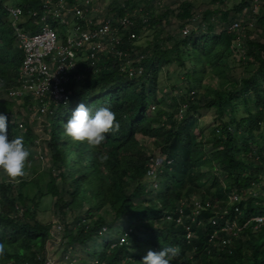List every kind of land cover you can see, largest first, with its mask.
Segmentation results:
<instances>
[{
  "label": "trees",
  "instance_id": "trees-1",
  "mask_svg": "<svg viewBox=\"0 0 264 264\" xmlns=\"http://www.w3.org/2000/svg\"><path fill=\"white\" fill-rule=\"evenodd\" d=\"M41 2L21 0L23 14L29 9L39 11ZM2 5L0 2L3 93L16 84L22 56L13 47L8 15ZM136 6L134 0H124L122 7L115 4L114 10L121 18ZM170 13L180 22V33L190 31L163 40L156 34L158 44L146 47L136 66L143 70L140 77L129 78L120 62L103 58L100 72L89 68L81 84L69 85L72 111L83 104L90 112L108 107L115 114L118 130L105 134L101 145L75 142L64 134L63 123L71 114L58 118L52 107L41 116L43 134L48 131L45 145L50 149V167L34 171L29 181L23 176L16 178L15 198L7 196L13 181L0 183V245L5 249L0 264H46V244L53 237L50 226L36 220V208L44 197L53 200L54 213L63 222L67 213L72 217L70 225L65 223L62 237V261L69 259L66 264H140L149 249L159 251L165 246L177 249L170 264H203L202 260L206 264H264V224L255 227L250 222L264 215V45L247 41L240 51L233 48L236 34L227 28L214 32L212 13L208 11L203 15L205 32L196 35L192 0L181 2L177 12ZM167 16V12L158 17L149 14L145 22L140 20L135 25L155 29L168 23ZM220 19L225 22L227 14H221ZM22 21V28L33 32L32 21L26 17ZM135 29L131 31L134 37ZM122 34L120 49L132 55V41L127 40L125 32ZM5 36L8 45H4ZM236 53L237 66L248 70L249 76L241 79L238 90L206 87L202 97L207 101L201 105L194 91L207 77L218 79L221 89L228 84V60ZM164 66H173L185 80L186 94L172 98L174 110L170 116L154 97ZM234 100L243 105L244 117L236 118ZM30 101L26 97L23 106ZM15 107L14 100H0V114L6 117L9 138L20 137L25 145L33 134L23 122L14 120ZM200 109L214 111L219 121L212 137L204 142L182 127ZM181 111L185 113L181 115ZM138 137L151 141L155 152L147 154ZM205 145H209V154L204 151ZM156 158L161 159L157 168L152 163ZM34 188L37 191L30 197ZM232 193L242 199L235 205L242 213L238 217L240 225L249 223L229 247L220 242L227 238L225 234H218L219 241L213 238L222 225L212 227L208 221L216 214L221 219L236 218L234 206L225 216L214 210L216 202L223 201L225 207ZM195 197L204 210L193 222L191 200ZM18 206L24 209L21 213Z\"/></svg>",
  "mask_w": 264,
  "mask_h": 264
},
{
  "label": "rangeland",
  "instance_id": "rangeland-1",
  "mask_svg": "<svg viewBox=\"0 0 264 264\" xmlns=\"http://www.w3.org/2000/svg\"><path fill=\"white\" fill-rule=\"evenodd\" d=\"M185 0H134V3L137 5L134 10L128 12L126 15L130 17H134L136 23L137 21L144 20L147 15L152 14L155 17L160 16L161 14L167 12V24H160V26H156L155 29H150L148 27L140 28L137 23L134 28L137 32L135 39L131 42V51L132 55L129 53L128 60L130 62L127 63L128 67L135 68L138 62H136L137 58L142 55V52L148 46H153V44H158L156 40L157 36H160V40L165 39L167 36L177 37L180 33V22L173 18L172 13L177 12V8L181 2ZM124 0H101L95 3V8H97L98 12L95 14V21L98 22L102 19L103 15L109 16L113 22H116L119 17L117 16V12L114 10L115 4H119L121 7L123 5ZM21 0H5L3 2V7H12V6H20ZM193 4V32L198 35L199 32H205L206 23L203 21V15L205 12H211V23L213 24L214 32H219L222 29L228 28L230 24L233 22H237L240 25V30L235 36V43L233 48H237L238 51L245 46L247 41L258 42L264 45V0H192ZM245 4V5H244ZM226 13L227 19L226 21H222L220 19V15ZM174 15V14H173ZM260 18H262L260 20ZM11 23V18H8V26ZM24 22L21 20L19 25L22 27ZM192 24V23H191ZM159 31V32H158ZM190 31V29H189ZM188 31V32H189ZM4 45L9 44L8 36H5L3 39ZM13 44V42H12ZM238 62V53L233 55L232 58L228 60V64L230 70L228 71L225 84L222 86H218V79L207 77L202 81L201 86L194 91L197 95V100H200V103H205L207 100L203 99V94L205 93V88L233 91L238 90L240 88V81L242 78H246L249 76L248 70H244L237 66ZM173 66H164L162 67L158 79L157 85L155 86V102L161 103V109L164 110L165 114L170 116L174 110L173 106H171V100L174 97L185 95V80L178 76V73L174 71ZM230 83L235 84V86L229 85ZM237 84V85H236ZM146 88H150L147 84H145ZM2 91L0 90V100H4ZM23 100L15 101V114L14 120L17 123L23 122L24 127L31 130L33 134V139L30 142H26L25 147L29 152V157L27 158V173L23 175V179L26 181L34 178V171L43 172V170H47L50 167V149L45 145V141H48V131L46 135L43 134V120L39 114H36L35 103L30 101L29 104L23 106ZM155 104V105H156ZM197 104V102H194ZM74 105L73 100H69L68 104L65 106H59L56 108L58 118H61L63 114L69 116L72 112V107ZM233 105L235 108L236 118L244 117L245 114L243 112V105L241 102L237 100L233 101ZM157 106V105H156ZM186 111V110H185ZM185 111H181V115L185 113ZM29 114V115H28ZM165 115V116H166ZM180 114L176 115L174 118L176 120L180 119ZM224 120H228L226 117ZM27 124H26V123ZM219 124V121L216 120V114L212 110L200 109L198 113H192V117L190 120L186 121V123L182 126L189 133L192 134L197 141L204 142L207 138L212 137V131L215 126ZM23 129L21 130V134H23ZM201 134V135H200ZM137 140L141 145H144V149L147 154L151 152H155V148L151 141L147 139H143L138 137ZM204 151L206 154H209L210 148L209 145H205ZM160 158L153 159V165L157 168L160 164ZM32 169V172H31ZM223 181L222 175L218 172H215ZM46 177L43 178L45 180ZM10 181V180H9ZM9 181L7 183H9ZM13 184H11V188L7 192L8 198H15L17 189V179L12 180ZM4 183L0 181V183ZM151 182L154 184L156 181L154 178H151ZM225 183V181H224ZM205 185V183H204ZM206 186V185H205ZM208 187V185H207ZM36 188L32 190L30 197L36 192ZM213 192V191H212ZM192 202H199L198 197H195L191 200ZM29 208L33 206L30 202H27ZM222 206H224L222 202H216L214 206V210L217 212H221ZM24 209L18 206V212L21 213ZM55 209L53 208V200L49 197H44L40 200L38 207L36 208V220L44 225H49L51 229V234L53 238L49 240L46 244V252L45 256L47 258L46 264H66L67 258L62 261V249H63V235H64V226L70 225L72 222V217L70 213L66 214V218L63 222L60 218V215L54 213ZM218 216V214H216ZM89 221V220H88ZM60 228V230L58 229ZM59 231V232H57ZM219 241V240H218ZM221 242V241H220ZM218 243L216 242L215 245ZM213 257L210 256V260ZM69 260V259H68ZM73 263L74 261L71 260ZM203 264H206L205 260H202Z\"/></svg>",
  "mask_w": 264,
  "mask_h": 264
},
{
  "label": "built area",
  "instance_id": "built-area-1",
  "mask_svg": "<svg viewBox=\"0 0 264 264\" xmlns=\"http://www.w3.org/2000/svg\"><path fill=\"white\" fill-rule=\"evenodd\" d=\"M2 1L4 0H0ZM98 1L101 0H71L70 3L67 0H42L39 11L29 9L26 15L20 6L5 8L8 18H11L9 29L13 36V47L21 53L22 60L16 84L1 93L4 100L19 101L29 97L35 103L36 114L42 116L52 107L67 105L71 99L69 85L81 84L89 68L100 72L102 67L99 62L103 58L120 62L121 70L131 79L142 75V68L127 66L130 62L129 54L120 49L123 32L126 33L128 41L135 38L131 32L135 21L125 15L113 22L109 16L103 15L96 22L95 14L98 10L94 4ZM23 17L32 21L33 32L26 31L19 25ZM239 30L240 25L237 22L227 28L228 32L235 34ZM182 33L186 35L188 30L184 29ZM140 59L142 57L137 58L136 62ZM241 201L236 194L229 195L226 206L221 210V216L227 215L231 207ZM193 206L194 222L204 209L199 202H194ZM234 212L237 213L234 220L221 219L215 215L208 221L212 227L222 225L213 238L219 240L218 234H225L227 238H221L220 241L222 245L229 247L249 223L240 225L238 217L242 213L236 207ZM250 222L259 227L264 224V215L254 217ZM189 236L190 233L187 237Z\"/></svg>",
  "mask_w": 264,
  "mask_h": 264
},
{
  "label": "clouds",
  "instance_id": "clouds-1",
  "mask_svg": "<svg viewBox=\"0 0 264 264\" xmlns=\"http://www.w3.org/2000/svg\"><path fill=\"white\" fill-rule=\"evenodd\" d=\"M114 117L115 114L108 107H99L90 112L89 108L78 104L63 123L64 134L75 142L99 146L105 141V134L118 130L119 124ZM28 157L29 152L22 139L9 138L6 132V117L0 114V181L7 183L23 176ZM4 252V246L0 245V255ZM176 253L177 249L172 246L161 247L159 251L149 249L141 258L140 264H170Z\"/></svg>",
  "mask_w": 264,
  "mask_h": 264
}]
</instances>
